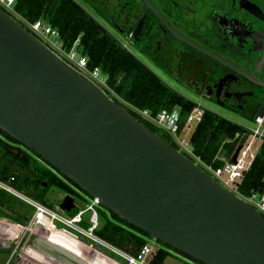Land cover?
Listing matches in <instances>:
<instances>
[{
    "label": "water",
    "instance_id": "obj_1",
    "mask_svg": "<svg viewBox=\"0 0 264 264\" xmlns=\"http://www.w3.org/2000/svg\"><path fill=\"white\" fill-rule=\"evenodd\" d=\"M0 129L182 256L201 264H264L261 212L2 7ZM63 207L73 210L67 198Z\"/></svg>",
    "mask_w": 264,
    "mask_h": 264
},
{
    "label": "flooded vegetation",
    "instance_id": "obj_2",
    "mask_svg": "<svg viewBox=\"0 0 264 264\" xmlns=\"http://www.w3.org/2000/svg\"><path fill=\"white\" fill-rule=\"evenodd\" d=\"M82 1L165 84L155 70L188 90L174 89L184 97L212 102L244 120L259 112L264 117V0Z\"/></svg>",
    "mask_w": 264,
    "mask_h": 264
},
{
    "label": "trees",
    "instance_id": "obj_3",
    "mask_svg": "<svg viewBox=\"0 0 264 264\" xmlns=\"http://www.w3.org/2000/svg\"><path fill=\"white\" fill-rule=\"evenodd\" d=\"M15 8L28 20L43 18L59 29L67 47H70L83 32L81 48L88 57L89 66L91 68L100 67L109 76L110 85L122 99L139 107L148 108L153 113L162 108L170 110L178 108L183 118L191 110L193 104L188 98L169 87L151 72L118 40L109 35L96 19L77 5L75 0H15ZM116 101L121 104L119 100L116 99ZM146 124L176 146L167 133L148 122ZM246 138V131L236 121L207 111L192 135V143L194 153L202 161L218 167L224 163L217 155L225 139L230 141L224 143V155L227 159H231ZM31 153L49 166V169L35 165L31 161ZM6 158L18 159L24 165H32L33 173L23 183L22 189H25V192H22L44 204L47 203L45 195L51 186L79 196L81 193L88 195L38 154L27 149L0 129V178L3 179L8 177L4 178L6 170L2 166ZM239 189L244 193L264 189V141L239 184ZM12 199L9 193L0 189V204L12 209ZM109 212L111 217H106V222L99 234L112 245L127 252L136 253L147 239L151 238L145 231L117 214ZM167 256L168 251L160 249L153 264H166Z\"/></svg>",
    "mask_w": 264,
    "mask_h": 264
},
{
    "label": "built area",
    "instance_id": "obj_4",
    "mask_svg": "<svg viewBox=\"0 0 264 264\" xmlns=\"http://www.w3.org/2000/svg\"><path fill=\"white\" fill-rule=\"evenodd\" d=\"M0 7L14 16L34 35L42 39L51 49L56 51L71 65L88 75L106 91L109 86V76L100 67L91 68L89 66L88 57L83 53L81 48L82 35L70 47H67L61 37L59 29L53 27L45 19L28 20L20 18L15 8V0H0ZM52 36L55 37V40H51ZM189 100L193 105L191 110L185 114L184 118L179 109L170 110L168 108H162L156 113H153L150 109H137L136 107L132 109L136 116L140 117L145 123L148 122L167 133L176 144V147L191 158L197 156L194 153L192 143V135L197 125L202 121L207 111L215 113L217 111L209 108L205 103L197 99ZM252 120L257 123V127L237 122L246 131L247 138L239 148L235 162L232 159L237 151L231 159H224V163L218 167L203 162L199 156V162L196 161V163L198 165L203 163L200 165L203 169L212 174L222 185L232 190L264 215V189L251 193H244L239 189V184L255 160L260 146L264 141V131L260 129V125L264 124V117L255 115ZM16 181L17 178L14 175L8 176L6 179L0 178V189L18 197L34 208V215L31 220V226L34 229L36 227H43L50 231L66 232L91 246L100 245L120 256L119 258L112 255L113 258L118 259V264H121L119 263V259L122 264H153L160 249L169 251L164 246L156 247L149 240L136 253L119 249L103 239L99 234L106 222V216L100 220L97 209L99 204L96 199L83 193L80 196L70 193V197L73 199V210L70 211L65 208L61 210L58 208L55 209L18 190L14 186ZM87 212L90 213V217L86 220L84 216ZM167 259L166 264H168ZM182 261L183 264H201L185 256H183Z\"/></svg>",
    "mask_w": 264,
    "mask_h": 264
},
{
    "label": "rangeland",
    "instance_id": "obj_5",
    "mask_svg": "<svg viewBox=\"0 0 264 264\" xmlns=\"http://www.w3.org/2000/svg\"><path fill=\"white\" fill-rule=\"evenodd\" d=\"M75 2L77 5L82 7L88 14H90L91 16L92 15L95 16L93 10L84 1L75 0ZM18 15L22 19H27V18L23 17L19 12H18ZM99 23L101 24L102 27L104 26L107 29H109L110 31L114 32L113 28L110 27L105 21L99 19ZM82 34H83V32H81L78 37H80V35H82ZM51 40H55V37L52 36ZM124 42H125V44H127L126 41H124ZM128 45L130 47L132 46L130 43H128ZM131 49H132V51H134L133 47H131ZM136 56L139 60H141L144 63H146L147 65L151 66V64L143 56H141L139 53L136 54ZM154 70H155V68H154ZM155 72L157 74H159L169 84V86H171L173 89H175V90H177L183 94H186V95H188L190 93L188 90H186L182 87H179L178 85L173 83L165 74L161 73L158 70H155ZM106 91L112 98H114V97L117 98L119 100V102H121L122 105L127 107L128 110H130L133 114H135L133 112V109L135 107L137 109H148V108H142V107H139L137 105L131 104L130 102L122 99L116 93V91L110 85V83H109V86L106 89ZM195 99L205 103L209 108L217 111V114L222 116V117L232 119V120L239 122V123H245L249 126H253V127L258 126L257 123L255 121H253L252 119L244 120L243 118L239 117L238 115H234L230 112H227L226 110H224L221 107L213 104L212 102H209V101H206V100H203L200 98L198 99V97H196ZM260 129H262L264 131V124L260 125ZM229 141H230L229 139H225L224 143L229 142ZM224 143L220 146L221 148L219 149L218 155H217L218 158L222 159V160L226 159V156L224 155ZM191 159L195 162L196 161L199 162L198 156H193V157H191ZM31 161L34 162V164L39 166L40 168L49 169V166H47L43 161L39 160L33 153H31ZM202 164H200V165H202ZM2 166H4L5 170H6L4 178L6 176H11V175L16 176L17 181L14 183V186L18 190L25 192V189H22V185L25 182L26 178L33 173L32 165L31 164L24 165L18 159H14V158L13 159L12 158L7 159L6 158L4 163L2 164ZM50 188H53V189H51V195L53 193V195L51 196V199H52L51 201H53V203H54L55 202L54 197L55 196L59 197L61 192L60 191L56 192L57 189L53 186H51ZM11 197L13 198L12 202H11L12 209H7L4 206L0 205V220L6 221L9 223H13L17 226H20V233L16 238H13L11 241L0 238V264H46L40 258H37L33 252L30 251V249H32V248L35 249V251H37L38 253L43 252V254L48 255V256H50V258H54L61 263L66 261L68 264H76L75 263V259H76L75 257L76 256L73 252H71V253H73V254H71V253H69V251H66L63 249L64 251L69 253L70 254L69 255L67 253H64L62 250H60V248H54V247L47 245L46 243H44V240L42 239V237H40L39 234L36 231H34V227L31 226V220H32L33 215H34V208L16 196L11 195ZM46 204H48V202ZM48 205H50V204H48ZM53 206L51 205V207H53ZM53 208L56 209V206H54ZM97 209H98L100 220L104 219L105 216L111 217L109 211L104 206L98 205ZM84 217L87 220L90 217V213L87 212ZM86 224H87V221H86ZM147 240L152 241L156 247H163L164 246V247L169 249L168 255H170V256L169 257L167 256L168 257V259H167L168 264H183V261H182L183 256L179 252L175 251L174 249L170 248L168 245H166V244H164V243H162L156 239L150 238ZM83 243L87 244L86 242H83ZM87 245H89V244H87ZM109 252L113 256L120 258V256L117 255L116 253H114L113 251L109 250ZM107 256H109V255H107ZM116 261H118V259H116ZM119 263L122 264V262H120V259H119ZM77 264H79V263H77Z\"/></svg>",
    "mask_w": 264,
    "mask_h": 264
},
{
    "label": "bare ground",
    "instance_id": "obj_6",
    "mask_svg": "<svg viewBox=\"0 0 264 264\" xmlns=\"http://www.w3.org/2000/svg\"><path fill=\"white\" fill-rule=\"evenodd\" d=\"M34 231H36L39 236L42 237V239H49V241L60 245L61 248H66L93 264H118L116 259L111 255H109L110 257L104 255L97 249H94L93 247L83 243V241L76 239L66 232H49L50 230H47L43 227H36ZM19 233L20 226L0 220V238L11 241L13 238H16ZM30 251L33 252L37 258H40L46 264H62L58 260L50 258V256L43 254V252L38 253L33 248L30 249Z\"/></svg>",
    "mask_w": 264,
    "mask_h": 264
},
{
    "label": "crops",
    "instance_id": "obj_7",
    "mask_svg": "<svg viewBox=\"0 0 264 264\" xmlns=\"http://www.w3.org/2000/svg\"><path fill=\"white\" fill-rule=\"evenodd\" d=\"M53 187H55L57 190H56V192H58V191H60L61 193H60V196L59 197H57V196H55L54 198H55V202L53 203V201H51L52 199H51V196L53 195V193H52V195H51V189H53V188H50V189H48V191H47V193H46V195H45V200H46V202H48V204H50V205H54V206H56V208H58V209H64V207H63V203H64V201H65V199L67 198V205H69V206H73V199L70 197V193H68V192H66V191H64V190H62L61 188H59V187H56V186H53ZM0 205H2V204H0ZM3 206V205H2ZM53 206V207H54ZM5 207V206H4ZM6 208V207H5ZM73 208V207H72ZM8 209V208H7ZM65 209H67V208H65ZM49 232H51V231H49ZM44 240V242L45 243H49V244H52V245H55V246H57V247H59V248H61V246L60 245H57V244H55V243H53V242H51V241H49V239H43ZM91 246V245H90ZM94 249H97L98 251H100L101 253H103L104 255H111L112 256V254L109 252V250L108 249H105L104 247H102V246H100V245H95V246H92ZM62 249H64V248H62ZM65 250L66 251H69V253H71V251L70 250H68V249H66L65 248ZM71 254H73V253H71ZM75 254V253H74ZM75 258L77 259H75V263L77 264V263H79V264H93V263H91V262H89V261H87L86 259H84V258H82L81 256H79V255H77V254H75ZM62 264H68L66 261L65 262H62Z\"/></svg>",
    "mask_w": 264,
    "mask_h": 264
}]
</instances>
